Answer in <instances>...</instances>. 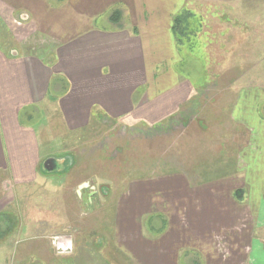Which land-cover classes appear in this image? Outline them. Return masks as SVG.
Here are the masks:
<instances>
[{"label":"crops","instance_id":"1","mask_svg":"<svg viewBox=\"0 0 264 264\" xmlns=\"http://www.w3.org/2000/svg\"><path fill=\"white\" fill-rule=\"evenodd\" d=\"M52 1L56 5L51 0H0V26L5 24L4 37H12L10 41L0 40V175L12 187L35 182L43 159L51 155L50 150H41L44 142L35 125L21 120L25 116L31 122L35 106L49 100L68 131L89 127L96 111L125 124L152 126L168 122L166 119L195 95L184 78L168 89L149 87L143 38L147 31L138 28L136 20L144 16L149 22L154 18L151 25L165 24L172 32L174 17L187 9L190 0ZM116 7L126 9L123 16L127 23L124 19L120 25L110 22V12ZM186 12L192 16L190 10ZM53 17L58 19L60 29L55 32L59 41L52 46V54L47 46L41 48V54L27 51L25 43L34 33L45 44V34L52 32L49 24ZM102 17L111 26H96ZM176 43L171 44L174 51ZM153 48L156 52L160 47ZM155 52L153 64L158 66L162 61L156 60ZM58 80L66 83L61 92L56 88ZM250 87L233 93L229 118L234 129L243 131L244 138L234 145L230 159L233 168L228 174L234 175L235 182L225 193L210 180L204 183L201 176H209L207 163L190 169L187 175L176 172L173 176L178 179L168 182L161 181L162 177L157 181L141 179V185L129 184L121 190L113 203L116 211L112 208L110 212L106 235L93 233L89 226L90 232L80 236L85 246L78 254L57 252L47 244L45 234L23 238L16 231L6 239L8 252L17 255L10 264H245L250 259L253 264H264V229L257 226L264 224V120L257 113L264 104V90ZM210 144L208 149L213 151L215 146ZM152 182L155 195L151 200L147 192V198L128 202L133 191L146 194L144 188L150 189ZM87 186L81 184L74 191L77 202ZM241 189V199L235 200L231 193ZM86 196L84 204L96 207V192L89 190ZM121 202L125 203L118 218ZM153 210L163 211L169 218L168 226L147 234L141 231L140 216ZM97 238L100 242L93 248ZM108 243L112 252L109 263L91 258L92 250Z\"/></svg>","mask_w":264,"mask_h":264},{"label":"rangeland","instance_id":"2","mask_svg":"<svg viewBox=\"0 0 264 264\" xmlns=\"http://www.w3.org/2000/svg\"><path fill=\"white\" fill-rule=\"evenodd\" d=\"M189 3L181 13L186 16L183 33L178 30L174 34L165 24L151 25L154 18L149 22L144 16L136 18L138 28L147 31L143 32V38L148 54L149 87L168 89L184 78L195 91L194 98L166 119L168 122L152 126L138 122L125 124L96 111L98 114L89 127L68 131L49 100L45 105L34 107L31 122L21 116L23 122L35 125L44 142L41 145L43 152L50 150L49 157L55 158L68 156L72 164L68 171L53 175L44 174L39 169L35 182L25 186L12 187L7 178L0 175V216L9 224L11 221L13 226L1 234L0 264H10L17 258L8 252L9 242L6 240L10 232L16 231L23 238L45 234L49 245L51 236L62 235L72 246L68 253L79 252L85 246L80 236L90 232L89 226L93 233L106 235L110 212L112 208L116 211L113 203H116L121 190L129 184L132 187L141 185V179L157 181L162 177L161 181L168 182L172 178L178 179L173 176L176 172L187 175L190 169L207 163L209 176H201L204 183L210 180L209 183L219 185L217 187L223 193L234 184V175L228 174L233 168L230 159L234 145L242 143L244 135L243 131L234 129L229 113L233 93L237 89L252 86L248 89L264 90V0H190ZM115 9L120 10V7L113 8L111 12ZM186 10H190L192 16H187ZM121 12V19L127 23L123 16L126 9L122 8ZM4 25L0 26V40L6 38L10 41L11 36L4 37L7 31ZM49 25L52 32L45 34V44L44 40L39 41V34L36 36L34 33L25 43L27 51L41 54V48L47 46L52 54V46L59 41L55 34L60 26L54 17ZM96 26L106 28L111 24L102 17ZM174 41L179 44L176 43L175 51L171 46ZM157 46L160 48L153 51ZM153 52L156 60L162 61L158 66L153 64ZM65 86L63 80L56 83L59 92ZM257 113L264 120V104L259 106ZM209 142L215 146L213 151L208 149ZM219 161L226 172L220 169ZM81 184H88V188L81 191L82 200L77 202L74 191ZM153 185L154 182L150 189L144 188L146 194L133 191L128 202H135L147 192L151 200L155 195L151 191ZM89 190L97 194V206L94 208L84 204ZM101 192L108 198L102 197ZM234 193L231 196L235 199ZM124 203L119 204L118 218ZM144 203L147 204L146 200ZM140 217L141 231L147 234L157 233L162 226L163 229L168 226L169 218L163 211L155 213L153 210ZM257 226L264 229V224L258 223ZM261 236L264 239V231ZM99 242L97 238L93 248L98 247ZM111 253V243H108L103 248L92 250L91 258L109 263ZM94 254H100L97 255L99 258H94ZM250 260L245 264H253Z\"/></svg>","mask_w":264,"mask_h":264},{"label":"trees","instance_id":"3","mask_svg":"<svg viewBox=\"0 0 264 264\" xmlns=\"http://www.w3.org/2000/svg\"><path fill=\"white\" fill-rule=\"evenodd\" d=\"M58 1H63V0H58ZM121 13L122 12L119 9L113 10L111 12V14L109 15L110 22L113 23L114 25H120ZM187 16H188V14H187ZM185 18H186V16L181 15V14L174 17V19H173V25H172V30H173V33L174 34L178 30H180L179 32H182V33L184 32L183 22H185V20H186ZM93 117L95 118V114L93 115ZM242 193H243L242 190H236L235 193H234L235 199L240 200L241 197H242ZM101 194L104 195V193H102V192H101ZM7 220H8V216H7ZM11 227H13L11 221H10V224H9V223H7L6 219H2V217L0 216V231H1L0 234L6 233V230L7 231L10 230ZM162 229H163V226H162V228H160L158 230V232L162 231Z\"/></svg>","mask_w":264,"mask_h":264},{"label":"water","instance_id":"4","mask_svg":"<svg viewBox=\"0 0 264 264\" xmlns=\"http://www.w3.org/2000/svg\"><path fill=\"white\" fill-rule=\"evenodd\" d=\"M71 164L72 160L68 156L61 158L47 157L43 159L39 169L44 174L63 173L70 169Z\"/></svg>","mask_w":264,"mask_h":264},{"label":"built area","instance_id":"5","mask_svg":"<svg viewBox=\"0 0 264 264\" xmlns=\"http://www.w3.org/2000/svg\"><path fill=\"white\" fill-rule=\"evenodd\" d=\"M50 246L57 252H68L72 246L66 237L61 235H53L49 238Z\"/></svg>","mask_w":264,"mask_h":264}]
</instances>
